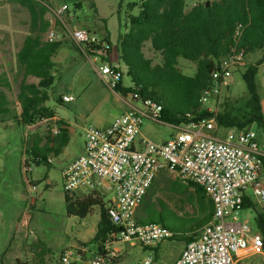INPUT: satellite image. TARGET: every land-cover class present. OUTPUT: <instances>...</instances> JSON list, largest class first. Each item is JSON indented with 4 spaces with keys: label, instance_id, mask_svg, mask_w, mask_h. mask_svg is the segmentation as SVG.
Returning <instances> with one entry per match:
<instances>
[{
    "label": "rangeland",
    "instance_id": "374dc122",
    "mask_svg": "<svg viewBox=\"0 0 264 264\" xmlns=\"http://www.w3.org/2000/svg\"><path fill=\"white\" fill-rule=\"evenodd\" d=\"M204 1L212 0H187L185 10ZM139 3V0H72L70 11L63 18L71 31H82L89 40L98 42L108 38V62L120 71L123 87H129L130 82L125 76V66L119 60L117 39L128 31L130 18L138 14ZM46 18L61 39L52 57L54 83L48 90V100L44 104L54 117L24 125L20 122L17 102L23 74L17 65L16 54L29 33V13L17 0H0V77L7 82V85L0 82V92L8 101V112L0 114V264H57L59 255L66 250L86 249V257L95 250V243L90 241L97 229L100 207L94 206L85 218L68 216L63 201L61 173L80 155L85 130L90 126H107L125 109L120 95L101 83L89 57L78 52L73 42L65 38L62 24L54 22L49 15ZM142 52L151 65L162 63L160 54L152 50L149 42L143 45ZM256 64L255 91L259 108L264 113V49L246 53L243 63L231 71L228 86L222 88L220 95L200 107L199 112L213 115L225 113L241 122L247 120L251 112V96L241 74L247 66ZM177 68L185 76L195 74L194 63L183 58L177 59ZM26 82L37 84L38 80L28 77ZM64 95L72 96L73 101L62 102ZM60 120L65 122L68 135L67 144L61 152L57 155L52 152L47 156L51 159L48 166L25 164L27 151L35 140L42 146L50 139L51 147L59 148L61 137L53 136L51 130L59 127ZM232 128L217 129L225 134ZM246 128L257 132L259 144L264 149V130H257L255 126ZM140 132V136L146 140L162 143L176 130L170 124L147 121L142 124ZM28 167L30 172L25 174ZM26 178L30 179V185L36 186L35 191L29 190ZM179 183L172 173L160 172L137 208L136 219L160 220L168 228L184 231L183 228L190 225L186 218L194 217L195 209L189 202L192 188H174ZM74 194L82 196L89 193L77 190ZM97 194L104 207L112 199L111 192L98 191ZM250 200L256 211H260L256 199L250 197ZM237 216L239 221H246L252 231L259 233L251 207L243 208ZM183 239V234L166 239L156 245L155 250H142L139 246L129 247L125 244L122 248L126 253L118 264H141L149 257L156 264H172L184 248ZM242 264H264V259L255 255Z\"/></svg>",
    "mask_w": 264,
    "mask_h": 264
},
{
    "label": "built area",
    "instance_id": "2783aa9c",
    "mask_svg": "<svg viewBox=\"0 0 264 264\" xmlns=\"http://www.w3.org/2000/svg\"><path fill=\"white\" fill-rule=\"evenodd\" d=\"M71 1L42 0V3L47 8L46 15L62 24L65 38L83 49L84 43L95 41L89 40L82 31L68 28L63 18L70 11ZM49 22L44 40L59 42L61 39ZM244 56L243 49H230L211 72L210 83L199 99L201 107L228 86L231 71L243 63ZM98 58L89 57V61L101 83L114 92L122 75L115 65ZM119 95L124 111L105 127H88L82 153L61 173L63 190L67 193L111 192L112 199L105 206V212L114 230L90 256H85L86 249L66 250L59 255L57 264H110L119 261L125 244L153 248L169 239L171 232L161 224H141L135 217L144 196L162 171L172 173L181 183L199 186L212 204L210 221L198 230L193 241L185 243L172 264H242L255 255L264 259L260 233L252 231L237 216L246 201L252 203L250 197L256 199L260 211L264 212V149L257 132L251 128H232L221 134L213 118L191 121L187 114L186 122L171 125L175 134L165 142L153 143L140 136V128L147 121L163 124L161 107L142 98L137 91ZM61 99L64 103L73 101L70 95ZM51 131L53 136L61 134L59 127ZM47 163H51L50 158ZM29 172L28 167L25 174ZM25 183L30 191L36 190L29 178ZM141 264L156 263L149 257Z\"/></svg>",
    "mask_w": 264,
    "mask_h": 264
},
{
    "label": "trees",
    "instance_id": "16d2710c",
    "mask_svg": "<svg viewBox=\"0 0 264 264\" xmlns=\"http://www.w3.org/2000/svg\"><path fill=\"white\" fill-rule=\"evenodd\" d=\"M29 13V33L23 39L16 54L18 67L23 79L19 85L17 102L20 106V122L33 125L37 121L54 117L44 106L48 100V90L54 83L51 73L52 57L60 46V42H46L44 33L50 27L46 18L47 8L42 0H17ZM187 0H139L138 14L130 18L129 29L120 34L117 39L119 60L125 66V76L130 86L123 87L121 83L113 91L124 95L129 91H137L142 98L150 99L161 107V121L177 126L188 119L213 118L220 128L244 129L255 126L264 130V113L261 112L257 95L255 77L257 64L247 66L241 78L250 93V115L241 122L225 113L213 115L201 113L199 102L203 89L210 83L211 72L218 67L220 61L230 49H243L244 53L264 49V0H212L197 3L185 10ZM240 27L237 29V27ZM149 42L153 51L161 56L160 65H151L144 57L143 45ZM74 48L85 57H99L108 63L109 42L105 37L101 41L84 43L83 49L75 44ZM183 58L194 63L195 74L192 77L183 75L177 68V59ZM32 77L37 84L27 83ZM7 85L6 79L0 77V82ZM8 101L0 92V114L7 113ZM59 122V148L51 147L50 139L40 146L39 141H33L29 147L25 164L35 166L47 165L50 153L59 154L67 144L66 124ZM188 190L193 194L189 199L195 209V216L186 218L190 221L184 231H176L164 226L160 220L142 221L141 224H161L171 232L169 239L184 235V242L194 240L198 230L207 224L212 216L211 201L203 190L191 183L175 184L174 188ZM146 196V195H145ZM144 196V198H145ZM143 198V200H144ZM65 211L68 216L85 218L94 206L100 207L99 222L94 237L90 243H95L99 249L106 235L113 231L102 199L96 193L76 195L63 192ZM143 202V201H142ZM110 203V202H109ZM108 203V204H109ZM107 206V205H106ZM254 210L255 228L259 231L264 244V212L256 211L255 206L246 201L243 208Z\"/></svg>",
    "mask_w": 264,
    "mask_h": 264
},
{
    "label": "crops",
    "instance_id": "0c3cea01",
    "mask_svg": "<svg viewBox=\"0 0 264 264\" xmlns=\"http://www.w3.org/2000/svg\"><path fill=\"white\" fill-rule=\"evenodd\" d=\"M82 150H83V148H82ZM81 153H82V151H81ZM80 153V154H81ZM77 157V156H76ZM75 157V158H76ZM253 205V204H252ZM198 233V232H197ZM130 247V246H129ZM142 250H155L156 248L154 247V248H141ZM125 253H126V251H125V249L124 248H122V251H121V253H120V255H119V257L121 258V259H119V261L118 262H120L122 259H123V257H124V255H125ZM180 253H181V251L177 254V256H176V258L175 259H177L178 257H179V255H180ZM118 262H114V263H110V264H118Z\"/></svg>",
    "mask_w": 264,
    "mask_h": 264
}]
</instances>
